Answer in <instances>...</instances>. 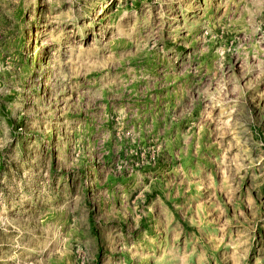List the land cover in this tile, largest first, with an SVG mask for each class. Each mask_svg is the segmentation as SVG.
<instances>
[{"label":"rangeland","instance_id":"374dc122","mask_svg":"<svg viewBox=\"0 0 264 264\" xmlns=\"http://www.w3.org/2000/svg\"><path fill=\"white\" fill-rule=\"evenodd\" d=\"M0 264H264V0H0Z\"/></svg>","mask_w":264,"mask_h":264},{"label":"bare ground","instance_id":"6f19581e","mask_svg":"<svg viewBox=\"0 0 264 264\" xmlns=\"http://www.w3.org/2000/svg\"><path fill=\"white\" fill-rule=\"evenodd\" d=\"M220 103H221V102H220ZM222 103H223V104H221V105L219 106V108L224 107V106L227 105L229 102H228L227 100H224V102L222 101Z\"/></svg>","mask_w":264,"mask_h":264},{"label":"trees","instance_id":"16d2710c","mask_svg":"<svg viewBox=\"0 0 264 264\" xmlns=\"http://www.w3.org/2000/svg\"><path fill=\"white\" fill-rule=\"evenodd\" d=\"M37 66V63H33V67H36ZM33 72H35V71H33Z\"/></svg>","mask_w":264,"mask_h":264}]
</instances>
